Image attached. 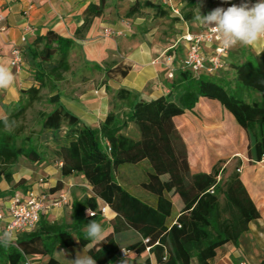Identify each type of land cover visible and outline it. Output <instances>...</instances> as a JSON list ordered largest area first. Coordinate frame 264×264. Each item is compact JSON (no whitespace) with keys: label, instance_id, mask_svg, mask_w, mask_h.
<instances>
[{"label":"trees","instance_id":"1","mask_svg":"<svg viewBox=\"0 0 264 264\" xmlns=\"http://www.w3.org/2000/svg\"><path fill=\"white\" fill-rule=\"evenodd\" d=\"M105 3L106 0H96L87 6L76 36L84 35L93 19L103 13ZM144 4H132L125 16L140 14ZM197 4L188 0L186 6L190 10L171 19L194 21L192 8H198ZM160 13L161 17L165 15L163 11ZM72 45L73 41L48 31L37 35L26 48L36 85L22 90L21 101H25L0 118V183L18 185L13 184L12 166L21 157L31 163H46L45 144L35 142L31 134L22 135L23 127L17 123L40 100L42 88L49 84L56 89V83L63 80L70 70L68 51ZM168 51L171 53L172 49ZM231 58L227 69L214 75L173 69L172 77H167L164 83L168 92L156 99L118 88L112 96L114 109L108 111L98 127L83 124L62 105L58 92L51 94L46 101L54 107L38 114L40 132H50L54 144L51 162H60L62 178L84 176L105 203V209L115 213L109 220L112 231L109 225L104 229L107 238L102 242L87 238L83 228L91 220H101L100 207L95 197L75 199L70 223L49 222L40 217L33 230L17 235L15 245L8 248L0 245V263L23 264L26 257L48 256L45 264H62L52 257L55 248L78 245L96 264H110L120 258L122 249L116 235L127 229L134 230L138 238L124 249L137 256L148 251L154 264H191L193 259L196 264H210L217 248L237 245L247 232L248 223L259 217L254 203L237 173L221 187L215 168L208 173L191 172L186 144L173 121L185 111L193 110L200 98L217 101L243 130L248 161L256 163L264 158V48L255 53L244 47L239 56ZM102 70L108 79L119 81L126 77L131 66L120 62ZM118 104L123 111L115 109ZM5 119L13 125L10 129L5 128ZM62 126L66 130L61 136ZM133 129H137L136 135ZM143 161L149 166L143 168L137 184L151 192L153 200L133 195L115 176L119 165ZM60 188L61 183L57 182L50 191ZM14 194L0 189V202ZM218 194L223 196L222 206ZM87 209L95 211L94 216L85 215ZM173 209L178 215L170 219ZM152 261L147 257L143 264Z\"/></svg>","mask_w":264,"mask_h":264},{"label":"crops","instance_id":"2","mask_svg":"<svg viewBox=\"0 0 264 264\" xmlns=\"http://www.w3.org/2000/svg\"><path fill=\"white\" fill-rule=\"evenodd\" d=\"M136 2L139 5L145 2L140 10L141 13L130 18L126 17L125 14L129 7ZM239 2L240 0H238ZM250 2L254 4L257 0H250ZM91 3H96V0H0V14L3 16L0 25L4 27V30L0 31V63L10 66L15 75L13 86L6 90L0 89V118L22 103V90L36 85L29 68L26 48L32 44L37 35H45L50 31L57 36L73 41V45L68 51V62L70 64L71 56L80 54L82 61L87 64V72H90V67L96 64L100 67L103 77H105L104 71L101 69L103 63L112 65L122 62L129 64L131 70L126 77L118 82L115 79L105 77L107 80L106 85L113 91L120 87H125L134 92L147 94L151 99H156L168 92L164 83L166 80L165 74L171 59L177 58V54L181 55L178 58H183L185 55V44L178 41V38L186 32L198 33L208 28V26L202 25L196 20L189 23L174 20L175 23L172 27L180 31V34L175 35V37L159 38L155 23L175 16L171 9L177 8L178 10V6L180 7L178 0H170V6L165 4L164 0H106L103 13L93 19L83 36H76V29L83 23L84 11ZM160 11L165 14L163 17L159 15L161 14ZM147 16H149L148 19ZM26 28H29L30 31L25 32ZM105 29H109L112 32L111 36H104ZM117 31H121L122 35H116L115 32ZM23 34L26 36L25 41H21ZM170 42H174L175 46L170 44ZM14 46H18L23 51V64L20 70H16L10 65V51ZM169 47L170 49L174 48V50L166 54ZM244 47L259 53L264 48V38H261L255 48L239 44L230 48L229 55L225 59V62H227L226 69L229 59H232L231 57L233 56H239L244 51ZM212 50L213 44H205L203 46L205 55H208ZM166 56L170 58L169 62H167ZM81 70L79 68L77 73L75 72V80L78 79L77 77ZM65 79L67 77L63 76V80ZM110 83H113L114 86H111ZM88 91L80 93L75 89L64 95L58 92L60 95L59 100L83 124L90 127H98L109 111V96L105 95V97L101 98L104 103V106L101 107L100 98L95 96L94 91L92 92L90 89ZM200 105H208L215 109L221 107L214 100L206 98H200L194 109ZM194 109L191 111H194ZM191 111H185L184 114L173 119L177 130L178 120L185 118ZM204 111L207 112L205 108ZM208 114L211 115V113ZM25 161L35 166H30L29 169H39L37 173L42 174V176L37 179H31L28 175L29 169H23L24 173L21 176L23 180L19 182L21 189L15 190L14 193H24L29 188L47 193L49 197L46 204L49 206L43 211L41 217L49 222L70 223L72 220L71 204L75 199L82 200L86 197H95L98 206H104L105 203L96 196L93 188L88 185L82 174H74L62 178L59 172L60 162L49 166L46 163L37 166V163H31L26 159ZM188 163L190 168L189 159ZM203 172L208 173L206 171ZM239 178L254 203L259 217L248 223V230L239 238L237 245L225 244L217 248L215 256L210 260V264H240V262L264 264V158L256 163H250L246 158V162H243L240 167ZM15 179V176H13V180L17 183L18 180ZM40 179L42 180L41 183H39ZM57 182L61 183V188L51 192L50 189L55 187ZM0 189L2 191L7 189V184L1 182ZM59 195H65L68 204L50 206V201L57 199ZM153 199L154 197L145 200ZM84 213L86 215V210ZM114 215L113 211L105 209L98 223L102 224L103 229H107L109 225L110 231H112L109 220ZM177 215L178 211L173 209L170 219L175 218ZM86 227L83 228L84 232H87ZM116 236L122 249L138 238V234L132 229L124 230ZM57 248H55L52 256H54ZM85 255L88 256L86 252ZM46 257L48 256H40L41 260ZM147 257L152 261L148 251L138 256L133 252L127 251L123 259L118 258L114 262L121 263L124 261L125 264H143ZM53 258L59 261L58 258ZM42 262L43 264L46 263L43 260ZM152 264H154L153 261ZM191 264H196L195 259L192 260Z\"/></svg>","mask_w":264,"mask_h":264},{"label":"rangeland","instance_id":"3","mask_svg":"<svg viewBox=\"0 0 264 264\" xmlns=\"http://www.w3.org/2000/svg\"><path fill=\"white\" fill-rule=\"evenodd\" d=\"M187 1L188 0H178V2L180 3V7L178 6L179 13L181 11L187 12L190 10V8L186 6ZM195 2L203 3L201 12L205 15L217 7L227 8L228 6H230L229 3H222V0H195ZM231 3L238 4V0H231ZM192 11L193 14L196 16L197 14H199L200 10L199 8L194 7L192 8ZM148 17L149 16H147V19ZM178 21L188 23L191 22L184 21L182 19ZM174 23L175 21L172 20L171 17L166 18V20H163L162 22L155 23V28L157 29V36L159 38H166L170 36L175 37V35H179L180 31L172 27ZM174 39L176 40V38ZM170 44L174 45V42H170ZM178 48L180 49V47ZM168 50H170V47L167 49L166 54H169ZM172 50H174V48H172ZM180 56V54H177V58H174L173 60L171 59V62L168 64V69L165 74V78H167V73L169 72V70L174 69V66L180 61V58H178ZM166 57L167 62H169L170 58H168V56ZM109 65L111 64L103 63L101 69ZM86 66L87 64L82 61L80 54H78L77 56H71L70 70L64 74L67 79L58 81L56 83V89H51L49 84H47L46 87L42 88L40 90V100L34 102L27 109L23 119L18 121L17 123V126L19 125L23 127L22 135L31 134L35 142L45 144L43 150L46 151L45 162L48 166L55 164V162H51V160L53 159L51 150L54 144L49 138L50 132H40L41 126L38 114L39 112H49L54 107V105H50L46 101L51 94L55 92H61L63 95L69 94L71 90L75 89L78 90L80 93H86L88 89H90V91H94L93 93L95 94V96L100 98L98 99L101 102V107L104 106V103L101 101V98L105 97L106 95L109 96V111L114 109L115 103L113 101L112 96L117 89L113 91L109 86L106 85L107 80L105 77H103L100 67L91 66L90 72H87ZM79 68L82 70L77 77L78 79L75 80V72L77 73V70H79ZM227 77L231 79V75H228ZM110 84L111 86H114L113 83ZM24 101L25 99L22 102ZM215 102L219 104L217 101ZM204 108L207 110V112L204 111ZM115 109L117 111L124 110V108L119 104L118 106H115ZM208 113H211V115ZM177 126L179 133L184 143L186 144L187 157L190 161V170L192 173L203 171L210 172L212 168H215L219 171L216 180L219 181L221 187H224V184L231 175L235 173L239 175L242 163L246 162L247 141L243 130L237 125L232 115L228 111L223 110L221 107H217L215 109L208 105H200L199 107H196L194 111L188 113L185 118L179 119L177 122ZM65 130V126H62L60 132L61 136L64 134ZM133 130L134 134L136 135L137 129ZM36 165L39 166L40 164ZM30 166L35 167L33 164L30 165V163L26 162L25 159H23L22 157L19 158L18 161L12 166V176H15V180H18L17 183H15V181L13 180V184L15 183L18 185L12 187V185L6 183L7 189H5L4 191L14 192L15 190H20L21 186H19V182L23 180V178L21 177L24 173L23 169H29ZM148 166L149 165L146 161L140 162L138 164H121L117 168V173L115 175L116 179L133 195H136L137 197L143 199H151L152 197H154V195L151 192L141 188L137 184L143 174V168ZM35 170L29 169L28 175L29 177H31V179H37L38 177L42 176V174L37 173L39 169ZM2 183L4 184V182ZM60 198L61 196L59 195L56 200H60ZM218 199L220 205L222 206L224 203L222 194H218ZM67 204V201L61 202V206ZM61 251H65L67 255H64ZM77 251H80L83 255H85V252L80 246H73L69 248L58 247L54 256L52 257L58 258L59 261L63 264H69L68 260L74 259ZM124 257H121V259H123ZM48 259L49 257H46L42 260L45 262ZM28 260L33 264H43L41 258L37 256L29 257ZM116 262H113L112 264H121L119 262Z\"/></svg>","mask_w":264,"mask_h":264},{"label":"built area","instance_id":"4","mask_svg":"<svg viewBox=\"0 0 264 264\" xmlns=\"http://www.w3.org/2000/svg\"><path fill=\"white\" fill-rule=\"evenodd\" d=\"M166 4H171L170 0H164ZM229 7V6H228ZM173 15L179 16L177 8L171 9ZM3 20V16L0 14V24ZM4 27L0 25V31H3ZM30 29L26 28L25 32H29ZM112 32L109 29L104 30V36H111ZM116 35H122L121 31L115 32ZM25 34L22 35L21 41H25ZM178 41L185 44L184 57L174 66V69H187L191 70L194 74L206 73L213 74L224 69L227 64L225 62L230 49H225L219 41L218 35L213 33L208 27L205 30L198 33L186 32L178 38ZM205 44H213V50L205 55L203 52V46ZM23 64V51L14 46L10 51V65L16 70H20ZM173 69L169 70L167 77H172ZM42 180H39L41 183ZM49 195L43 191H38L34 188L27 189L24 193H15L8 200L0 202V234L7 230H13L15 233L14 241L18 234L23 232H29L33 230L43 211L49 206L46 204ZM66 202L65 195H61L60 200L53 199L50 201V206L61 205V202ZM105 206L100 207V214H104ZM91 215L94 216L95 211L89 210ZM15 245V242L13 243ZM148 250V248H146ZM127 251L121 249L119 254L120 258L126 256ZM23 264H32L26 257ZM240 264H246L240 262Z\"/></svg>","mask_w":264,"mask_h":264},{"label":"clouds","instance_id":"5","mask_svg":"<svg viewBox=\"0 0 264 264\" xmlns=\"http://www.w3.org/2000/svg\"><path fill=\"white\" fill-rule=\"evenodd\" d=\"M229 3L227 8L217 7L208 14H202L203 3H198L199 14L195 20L202 25L208 26L213 33L218 35L219 41L225 49L236 45L250 46L255 48L261 38H264V0H257L254 4L250 0H240L231 3V0H222ZM15 82V75L10 66L0 63V89H9ZM14 124V122H13ZM13 125L5 119V128L10 129ZM87 214L91 215L87 209ZM87 238L102 242L107 238L101 223L91 220L87 227ZM15 233L13 230L4 231L0 234V245L8 248L13 244ZM79 241V240H77ZM64 255H67L65 251ZM69 264H96V261L77 251L75 258L68 260ZM121 264H125L124 261Z\"/></svg>","mask_w":264,"mask_h":264}]
</instances>
